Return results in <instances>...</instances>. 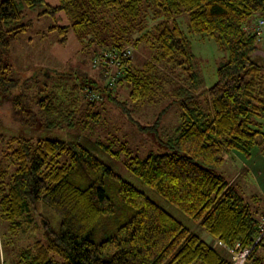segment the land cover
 Listing matches in <instances>:
<instances>
[{"label": "trees", "instance_id": "16d2710c", "mask_svg": "<svg viewBox=\"0 0 264 264\" xmlns=\"http://www.w3.org/2000/svg\"><path fill=\"white\" fill-rule=\"evenodd\" d=\"M41 5L39 15L63 12L70 18L69 26L48 27L57 31L60 43L70 27L84 47L95 45L94 54L144 42L150 56L139 65L128 58L110 89L100 71L94 78L46 70L22 82L5 55L11 39L26 29L22 6ZM259 13L264 0H58L56 5L0 0V94H9L0 106L8 104L24 128L38 122L91 130L101 114L100 99H90L89 90L106 97L132 123L127 102L114 91L119 83L129 85L134 106L167 100L156 120L178 105L179 123L161 139L167 150L129 155L124 142L117 150L102 143V149L111 156L128 154V170L211 239L184 226L78 140L0 135L14 164L9 173L0 168V218L16 236L30 227L34 215L42 223L40 236L20 248L13 264H233L214 241L231 248L239 243L249 249L246 261L263 263L264 253H258L264 251V236L256 239L264 202L257 194L244 197L221 172L230 151L246 158L257 148L264 151V66L254 54L257 35L245 30ZM184 14L189 33L213 37L227 53L207 90L177 20ZM149 17L157 20L150 28ZM23 84L36 90L35 111L27 94L11 92ZM155 124L139 127L156 130Z\"/></svg>", "mask_w": 264, "mask_h": 264}, {"label": "rangeland", "instance_id": "374dc122", "mask_svg": "<svg viewBox=\"0 0 264 264\" xmlns=\"http://www.w3.org/2000/svg\"><path fill=\"white\" fill-rule=\"evenodd\" d=\"M45 1L50 5L58 3V0ZM22 8L24 13L21 22L27 23L26 29L11 39L9 51L5 55L12 65V75L14 77L22 82L25 79L32 81L40 78L46 70L66 74L70 73L71 75L85 72L94 78L98 75L99 70L91 66V60L94 56L92 50L95 48V45L84 47L85 41L79 39L70 27L67 32V40L63 43L57 41L59 36L56 30L48 31V27L54 24L69 26L71 20L67 15L63 12H57L54 15H39V12L44 8L42 5L32 9L23 6ZM177 20L180 27L188 36L191 51L194 55V69L201 78L202 88L207 90L216 81L217 67L227 58V53L218 46L213 37L189 33L188 16L186 14L179 16ZM156 21L149 17L148 28L155 24ZM139 35L136 33L134 38L139 37ZM128 45L132 48L131 58L135 64L139 65L149 58L151 50L144 42H140L137 46L133 44ZM103 49L100 48L95 53ZM254 54L259 56L264 66V41L259 42L258 49ZM114 91L118 93L120 101L127 102L131 117L135 122L132 123L111 101H108L106 97H102L97 103L101 120L93 123L91 130L77 126L73 128H47L41 126L38 122L31 127L24 128L13 119L9 105L4 103L0 106V135L6 137L26 136L33 139L55 138L60 140H78L97 154L122 178L141 189L148 197L169 212L184 226L193 230L204 239L211 240L198 223L145 185L128 170L125 166L128 154L122 151L118 156H111L102 149V143L111 145L112 149L117 150L124 142L131 150L129 155L144 156L149 151L158 152L167 150L161 139H164L163 133L174 132L176 125L179 123L180 110L178 105L174 104L170 108H167L166 111L161 112L159 119L156 120L167 100L163 101V99H160L162 102H147L134 106L128 97L129 85L127 83H119ZM11 92H24L27 94L29 107L34 111L36 110L34 101L37 95H35L36 90L33 86L27 87L26 84H23L20 87L11 89ZM8 95L0 94V102L4 101ZM155 121L157 123L155 124L156 130L140 129L141 126L152 125ZM7 152L6 145L3 141H0V168L2 169L3 167L9 173L8 171L13 170L14 164L11 163L6 155ZM262 154H264V151ZM260 169H262L261 172L264 178V168L261 166ZM221 172L225 176L228 175L223 168H221ZM227 177L229 178V175ZM245 180V172L243 170L235 182L240 186L244 197L249 199L253 194L258 195L256 190L253 189L254 186L250 187L252 186L251 183ZM43 215H47V210L43 212ZM37 217V215H34L30 227L25 228L23 231L20 230L17 236L15 235L16 233H10L9 229H7V224L0 218V264L2 261L4 264H13L19 254L20 248L28 242L33 241L36 236H40L42 223ZM224 253L232 258L228 250L224 251ZM263 253L264 251L260 250L258 254L263 255ZM246 257L240 264H252L246 261ZM262 262L264 264V260Z\"/></svg>", "mask_w": 264, "mask_h": 264}, {"label": "built area", "instance_id": "2783aa9c", "mask_svg": "<svg viewBox=\"0 0 264 264\" xmlns=\"http://www.w3.org/2000/svg\"><path fill=\"white\" fill-rule=\"evenodd\" d=\"M245 30L257 35L260 43L264 41V13H259L252 22L245 26ZM131 56L132 48L130 45H125L121 48H105L94 54L91 60V66L97 68L104 74V85L110 89L116 85L119 77L125 72V61ZM87 93V96L92 100L101 99L100 94L95 91L89 90ZM262 236H264V216L259 218L258 237L256 241ZM214 244L219 245L224 251H229L233 264H240L249 252V249L241 248L239 243H236L233 248L228 247L220 241H215ZM1 264H4L3 261Z\"/></svg>", "mask_w": 264, "mask_h": 264}, {"label": "crops", "instance_id": "0c3cea01", "mask_svg": "<svg viewBox=\"0 0 264 264\" xmlns=\"http://www.w3.org/2000/svg\"><path fill=\"white\" fill-rule=\"evenodd\" d=\"M260 148L253 151L252 155L248 158L242 156L238 152L230 151L225 155V161L221 168L224 169L225 173L229 175V180L237 188L240 186L235 182L239 177L240 172L244 170L245 181L250 182L256 193L262 198L261 203L264 202V178L262 176V166L264 168V154ZM251 177V178H250ZM241 190V189H240ZM208 237V236H207Z\"/></svg>", "mask_w": 264, "mask_h": 264}]
</instances>
